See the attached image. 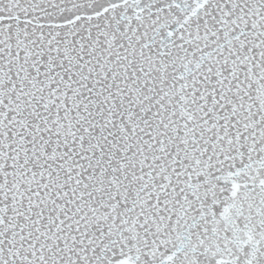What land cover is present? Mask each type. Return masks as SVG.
Listing matches in <instances>:
<instances>
[{
	"label": "snow or ice",
	"instance_id": "snow-or-ice-1",
	"mask_svg": "<svg viewBox=\"0 0 264 264\" xmlns=\"http://www.w3.org/2000/svg\"><path fill=\"white\" fill-rule=\"evenodd\" d=\"M0 264H264V0H0Z\"/></svg>",
	"mask_w": 264,
	"mask_h": 264
}]
</instances>
